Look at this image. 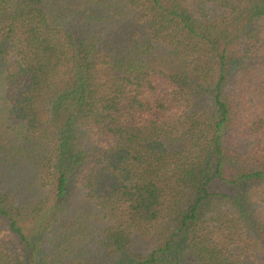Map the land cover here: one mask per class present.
<instances>
[{
	"label": "trees",
	"instance_id": "trees-1",
	"mask_svg": "<svg viewBox=\"0 0 264 264\" xmlns=\"http://www.w3.org/2000/svg\"><path fill=\"white\" fill-rule=\"evenodd\" d=\"M0 264H264V0H0Z\"/></svg>",
	"mask_w": 264,
	"mask_h": 264
}]
</instances>
